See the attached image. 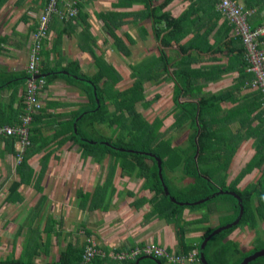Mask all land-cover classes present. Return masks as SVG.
I'll return each instance as SVG.
<instances>
[{
	"label": "crops",
	"instance_id": "1",
	"mask_svg": "<svg viewBox=\"0 0 264 264\" xmlns=\"http://www.w3.org/2000/svg\"><path fill=\"white\" fill-rule=\"evenodd\" d=\"M65 1L76 3V8L79 11L77 13L78 18L76 16L71 20H60L57 17H53L50 20L49 35L41 51L40 67L43 70H62L64 74H68L65 71L66 69L72 72L77 70V73L95 79L97 73H99L95 57L101 56L121 75L122 80L116 85V88L124 90L132 84L130 66L146 61V58L149 56L157 57L159 55L158 50L161 48L159 42L155 41L153 37L152 18H150L152 14H150V11H156L163 2L168 0ZM45 6L46 0H0V83L6 82V87H1L0 90V104L2 103V107H7V110L20 112L25 84L20 83L17 85L16 82L27 76L26 63L29 43L31 41L30 36L36 32L38 19L43 13ZM61 8L64 10L63 6ZM161 12L168 13L174 19L180 17L185 12L188 13L192 21L185 22V26L181 32L186 35L180 44H186L193 38L195 33H198L200 36L207 34L206 38L200 41L203 51H198L194 55L192 54L194 50L189 52L192 55L190 68L201 70L202 75L196 80L199 85H203L201 94H216L221 115L230 116L231 133H238L243 137L239 141L230 142L232 147L236 148V152L227 170L226 183L229 184L253 158L255 154L254 144L263 140L264 137V110L262 101L260 106L257 105L258 97L256 94L259 92L250 86L251 82H248V80L247 82L244 81L245 77L252 81L253 76L246 68L242 67L243 61L240 59L242 57L238 54L244 48L242 47V41L240 40V43L236 39L237 35L234 34V29L226 30L230 25H226V20L229 19L220 10L218 0H215V2L212 0H169ZM262 15L264 16V10ZM106 18H112V21L110 22ZM247 24L249 25L250 22L248 23L247 21ZM113 38L120 39L125 45L128 52L127 56H124L116 49ZM208 47L213 48L215 51L210 53L211 51ZM164 50L171 64L178 61L182 56L175 44ZM242 54H244V49ZM209 67L212 71L210 73L211 79L204 74ZM240 70L243 71V75H240ZM171 71L172 69H170ZM154 73V70H152L151 74ZM46 75L44 74V76ZM70 76L78 79L76 75ZM164 77L168 78V75L163 74L160 78ZM201 79H204L206 82ZM165 84L169 87V90L166 92L170 93L171 99L173 95V83L170 80L159 84L144 83L145 95L146 88L150 87L154 89L155 95L159 96L157 93L165 91V89H162V86ZM81 87V85L72 82L68 77H58L51 83L44 82L43 89L38 94V99L41 102L42 108L47 103H49L50 107L44 109L43 112L40 111L41 113L39 112L43 116V120L37 126L41 125L43 127V143L47 145L44 150L29 157L27 164L33 170L32 175L29 176L28 171H25L20 176V173L17 172L16 166L21 162L23 156L21 155L20 162H17L16 143L18 140L11 136L0 135V260L7 258L9 255H12L15 259L19 258L23 252V242L30 236L31 232L34 236L37 234L35 232H39L40 238L42 241H45L47 231L44 229L45 224L49 222V218L56 220L59 216L57 211L60 208V204L58 202L61 200L60 197L64 198L63 192L65 191V186L61 187L64 183L62 179H68L72 185H75V183L81 184V178L78 175L76 177V173L72 169H70L72 172L67 174L62 172L70 166L69 162L80 161L83 165L89 159L91 160V158L82 160L78 147L72 145V142L69 140L62 145L58 144L67 135L65 133L66 128L60 129L59 127V125L69 120L63 117L70 118L81 105L86 103V98L82 96ZM185 99L183 98L181 101H185ZM258 102L260 103V97ZM171 105L172 107L169 109L170 126L174 122L172 114L175 107L173 102ZM1 109L3 110V108ZM57 115H62V117L56 118L55 116ZM160 119L163 125L164 119ZM18 122L19 118L15 124ZM2 125L11 126L14 123L0 124V126ZM99 126L96 125L99 130L102 128L100 132L106 135V131L103 130L105 128ZM29 129H31V125ZM182 130L186 133V143L189 130L185 127ZM73 131L75 133L77 131L76 122L73 125ZM78 138L81 137L78 135ZM47 151L50 152L48 159L44 163L40 162L42 157L44 160V155ZM196 152L198 153V149H196ZM196 157L195 153L194 158ZM262 167L264 165L260 168H253L250 173L246 174L238 183V188L244 189L251 183L255 184L262 175ZM40 169L42 170L40 171ZM231 172L233 173V178L229 177ZM117 173L120 176L119 169H117L115 176ZM38 175H41L40 181H36ZM21 177H23L22 181ZM188 181L186 179L184 181L185 184ZM97 184H101L99 179L96 180L94 187ZM16 185L18 186L16 187ZM83 186L85 187L86 185L83 184ZM114 188L115 194H119L115 185ZM81 189L79 188V190ZM141 192L144 194L133 198L128 203L130 211H135L136 215L138 214L136 213L137 211L146 205L149 208V205L144 204L139 209H135L130 206V203L139 198L149 199L152 196L148 191L141 190ZM128 194L135 197L136 193L128 191ZM210 207L216 210V204L210 205ZM227 208L228 205L225 207V211ZM184 211H187L189 214L194 213L193 216L199 214L197 218H200L202 215V212L199 211ZM225 211L224 215L226 217L230 215V211ZM182 215L184 218L185 214ZM184 219L187 221L193 220ZM153 220L160 221L155 218ZM217 224L218 221L215 226ZM204 225L205 223L201 226L198 225L197 230L192 233L201 232L202 235L204 233ZM167 226L171 225L167 224ZM243 228L245 229L237 228L234 230L226 240L233 242L242 253H247L252 250L253 241H264V223L259 222L255 229H250L249 227ZM252 232H255V234L252 235ZM69 236L67 230L65 235L64 233L62 234V239H68ZM104 239L102 238L101 240L104 241L105 247L106 244L108 248L114 247L113 249L107 248V251L113 253H116V251L117 253L129 252L131 249L150 244L145 240L139 242L131 241L127 245L122 244V246H118V242L112 239V235L110 234L107 235L106 240ZM69 242L71 241L67 240L66 244ZM219 247L220 242H216L214 248L218 249ZM49 255L50 251H48L47 246L46 249H43V253L40 252L35 258L34 264L38 261H42L43 264L48 261H57L58 254L54 258L47 259ZM103 259L114 262L110 258L106 259L105 257ZM159 259L157 258V260ZM142 260L144 259L136 261L135 264H141ZM115 263L122 264V261L115 260ZM158 263L160 262L158 261Z\"/></svg>",
	"mask_w": 264,
	"mask_h": 264
},
{
	"label": "trees",
	"instance_id": "2",
	"mask_svg": "<svg viewBox=\"0 0 264 264\" xmlns=\"http://www.w3.org/2000/svg\"><path fill=\"white\" fill-rule=\"evenodd\" d=\"M48 1L49 0H46V5ZM168 1L163 2L156 11H150V14H152L150 18H152L153 37L155 41L159 42L161 48L158 50L159 55L157 57L149 56L146 58V61L131 65L130 77L132 79V84L124 90L116 88V85L122 80L121 75L101 56L95 57V62L99 69V73H97L95 79L77 73V70L72 72L66 69L65 71H67L68 74H64L62 70H43V68L40 67L39 74L41 77H44L46 83H51L58 77H68L72 82L82 86V96L86 98V103L81 105L70 118L63 117L69 120L59 125V127L60 129L66 128L65 133L67 134V139L62 138L58 144L62 145L69 140L72 142V145L78 147L79 155L82 160L91 158L94 163L101 165V167L103 160H106L107 163L106 166H103V169L107 171L104 183L97 184L92 192L77 190L76 195L79 196L77 208L80 212L88 211L93 213V211L95 212V210L98 209L102 211L109 209L108 198L115 194L113 178L117 169H119L121 176L127 175L135 179H142L141 190L148 191L152 196L149 199L139 198L131 202L130 206L139 209L142 205L148 204L149 211L144 216L146 220L155 218L163 220L168 225H174L178 249L175 251L176 255L173 254L183 257L184 259L192 251L197 250L199 252L200 244L206 236L211 234L218 227L232 223L239 214L237 201L227 194L218 195L202 203V205L195 203L217 192L218 189L236 193L241 198L243 205L244 215H242L241 221L239 220L238 225L231 227L232 229L230 228L229 231H227L228 229L226 231L223 230L222 233L212 236L210 238V240H212H209L210 242L208 241L204 248V256L208 264H240L245 257L264 248V241L255 240L252 250L247 253H242L233 242L226 240L234 230L241 226L255 229L259 222L264 223V167H262L263 171L261 177H259L255 184L251 183L244 189H239L237 186L240 180L246 174L250 173L253 168H260L264 165V137L263 140L254 144L255 154L253 158L246 164L240 173L227 184V170L236 151V148L232 147L230 142L239 141L243 139V137L235 133V131V134L231 133L230 116L221 115L216 94H201L203 85H199L196 81L198 77L202 75L201 70L190 68L192 55L189 54V52L194 50L195 52L192 51L194 55L196 52L198 53V51H203L200 41L206 38L207 34L205 36H200L198 33H195L193 38L186 44H180L186 35L181 32L185 26V22L192 20H190L187 12L176 19L171 18L168 13H162L161 11L167 5ZM212 1L215 2V0ZM234 1L241 6L243 13L247 12L246 20L248 23L250 22L248 25L250 32H254L256 29L264 26V16L262 15L264 0ZM106 19L110 22L112 21V18ZM227 24H230L229 27H227L228 29H226L227 31L229 29H234L230 20H226V25ZM233 32L235 34V31ZM113 39L116 49L124 56H127V49L121 40H117L116 38ZM236 39L242 41L241 35H237ZM256 40L264 47V35L258 36ZM173 44L177 46L182 56L178 61L171 64L164 49L172 47ZM242 47H244V45ZM208 48L211 51L210 53L215 51L211 47ZM243 49L244 54H242ZM243 49L238 52V54L242 57L240 58L243 61L242 67L247 70L245 48ZM40 55H42V53ZM170 69H172L171 72ZM152 70H154V74H151ZM211 72V68L209 67L204 74L211 79ZM242 72L243 71L240 70V75H243ZM44 74L47 75L44 76ZM163 74L168 75V78H160ZM70 75H76L78 79H74ZM24 77L27 78V76ZM25 78H22V80L20 79L21 81L18 80L16 84L23 83L24 85V81H26ZM168 80H171L173 83L172 102L175 106L172 114L174 122L171 124L169 130L178 131L182 130L183 127L189 130L187 141L182 147L177 145L173 146L171 139L162 136L160 132V128L162 127L161 119L157 118L152 122H148L143 114L137 111L138 106L146 110L150 107L151 101L159 99L158 95H155L150 101L146 99L143 87L144 83L150 82L159 84ZM247 80L251 82V79L245 77L244 81L247 82ZM202 81L206 82L204 79ZM5 84L6 82L0 83V90L1 87H6ZM256 95L258 97L257 105L260 106L261 101L263 104L261 93L259 92ZM259 97L260 103L258 102ZM183 98H186L185 101H181ZM96 100L98 102H96ZM21 103L20 112L16 110H7V107H2L1 103L0 124H15L23 113L24 98H22ZM48 107H50L49 103H47L44 108L40 109V111L43 112V110ZM1 108H3V110ZM39 112L36 113L37 115H33V122L29 132L30 143L29 146L25 148V150L28 151H24L25 154L23 153L21 162L16 166L20 176H22L25 171H28L29 176L33 174V170L28 166L27 161L31 155L44 150L47 145L43 143V127L41 125L37 126L38 123L43 120V116L40 114L41 112ZM55 117L59 118L62 117V115H57ZM75 122L76 133L73 131ZM96 125L110 128L112 130L111 134H102L100 132L102 128L99 130ZM60 129H58V131H60ZM78 134L81 138H78ZM196 149H198V153L197 157L194 158ZM131 150L133 152H131ZM147 153L155 155L162 161V182L158 176L156 161L147 155ZM49 154L50 152L47 151L44 155V160L42 157L40 162L42 161V163H44L48 159ZM41 170L42 169H40V171ZM176 172H178L177 177L174 175ZM170 174H172L171 177ZM40 179L41 175H38L36 181H40ZM176 179L178 181H185L188 179L189 181L187 184L179 187L173 182V180ZM22 180L23 177H21V181ZM164 184L168 187L167 190L169 189L170 196L174 198L176 202L182 203V205L178 206L176 202H171L170 199L165 196L163 187L166 186ZM17 186L18 185H16V187ZM105 199H108V201H104ZM103 202L105 204H103ZM215 204L216 210L220 207L221 209H219V211L223 210V212L228 205L225 212L230 211V215L227 217L224 216L219 220L218 225L214 228L207 227L204 233L199 237L198 242L188 240L187 234L196 231L197 226H201L206 223V221H202V218L187 221L182 216L183 211L188 210L190 212H195L207 209L204 211L211 215L216 210H213L210 205ZM44 229L47 230V242L44 244L46 248L50 235H55L57 239L62 234V231L61 228L56 229V220L52 218H49V222L45 224ZM35 233L37 234L34 236L31 232L30 236L24 240L23 252L19 259H15L12 255H9L7 258L0 260V264H34L35 258L40 252L43 253V249H45L43 248V241L40 238V233ZM85 234L89 237L90 232L86 231ZM216 242H220V247L218 249L214 248ZM86 245H89L86 240L82 244L77 242L68 243L64 249L59 251L57 261H48L45 264H79ZM152 245L155 246V244ZM156 246L162 248L160 245ZM94 249H96V251L101 249V251L105 250L109 252L107 248H102L96 243L94 244ZM165 250L171 254L168 249ZM195 257L192 263L201 264L198 259L199 255L197 254L198 258ZM158 261L161 264H165L162 259ZM107 263L117 264L112 261H107L99 255H95L94 259L91 260L89 264ZM133 263L132 260L122 261V264ZM148 263L150 262L145 260L141 264ZM248 264H264V258H257L255 261L253 260V262L251 261Z\"/></svg>",
	"mask_w": 264,
	"mask_h": 264
},
{
	"label": "rangeland",
	"instance_id": "3",
	"mask_svg": "<svg viewBox=\"0 0 264 264\" xmlns=\"http://www.w3.org/2000/svg\"><path fill=\"white\" fill-rule=\"evenodd\" d=\"M31 42L32 41H30L29 46H31ZM26 67H28V62L26 63ZM162 89H165V91H160L159 93H157L159 94L160 99L151 101L152 103L150 107L146 110L138 106L137 111L141 112L148 122H152L157 118H163V125L160 128L162 136L171 139L173 146L177 145L182 147L185 144L186 133L183 130H169V109L170 107H172V97L170 99V93L166 92L169 90L167 84L163 85ZM146 90V99L150 101L155 95L154 89H151L149 87L146 88ZM103 130L106 131L107 135H110L112 131L110 128H105ZM18 148L19 144L16 143V150ZM106 164V160H103L101 167V165L94 163L92 159H89L83 165L80 161H75L72 163L69 162L70 166L62 172L67 174L73 171L74 173H76V177L78 175L81 178V184L79 185V183H75V185H72L68 179H62L64 183L61 187L65 186V191L63 192L64 198L60 197L61 200L58 202V204H60V208L57 211L59 216L56 218V229L61 228L62 234L64 233V235L68 230V234L70 236L68 239H62L61 234L56 239L55 235H50L48 240V251H50V255L47 259L56 257L61 250V247L67 245V240L71 241L69 243L77 242L79 244H82L86 240V238H91V240H93L100 247L108 248V245L106 244L105 247L104 241L101 240L102 238H105L104 240H106L108 234L112 235V239H115L118 242V246H122V244L127 245V243H131V241L139 242L146 240L150 244L160 245L162 248L168 249L171 253L175 254L178 246L175 237L176 230L174 225L167 226V224H165L163 221H156L153 220V218L146 220L144 216L149 210L147 205L144 206L141 210L137 211V215L135 214V211H130L129 209V201H132L133 198H137L140 195L144 194L140 190L143 182L142 179H135L127 175H120V177L117 173V175L113 178V186L115 185L117 187L116 190L119 192V194L116 193L115 195H112V197H110L111 200L110 198H108L109 209L106 211L98 209L95 210V212L93 211V213H90L88 211L80 212V210L77 208V204L79 202V196L76 195L77 190H79V188H82V192L87 190L92 192L96 187H94V185L97 179L101 181V184L104 183V180L107 176V171L103 169V166H106ZM70 169H72V171ZM174 175L177 177L178 172L174 173ZM171 176L172 174H170V177ZM229 177L233 178L232 172L230 173ZM173 182L179 187L185 185L184 181H178L177 179L173 180ZM83 184H85L86 186L84 187ZM128 191L135 192V197L134 195H129ZM150 195L152 194L150 193ZM108 199H105L104 201H108ZM103 204L105 203L103 202ZM219 209L221 208L218 207L215 213H212L211 215L207 214V212L204 211L207 209L199 211L202 212V215L200 216V218H202V221H206L205 225L203 226L204 231L207 227H214L216 225V222L218 221L219 223V220H221L225 216L223 210L219 211ZM183 214H185L184 218L186 219H194L199 215L197 214V216H193L194 213L189 214L187 213V211H184ZM243 227L247 228V226H241L240 229H245ZM86 231L90 232L89 237L86 236ZM251 234L254 235L255 232H252ZM200 235L201 232H191L187 234V238L188 240L198 242ZM44 242H47V239H45V241L43 240V243ZM253 243L254 241L252 242V245ZM43 248H45L44 245ZM113 248L114 247L111 246L108 249ZM106 259L109 258L106 257ZM35 264L43 263L42 261H38Z\"/></svg>",
	"mask_w": 264,
	"mask_h": 264
},
{
	"label": "built area",
	"instance_id": "4",
	"mask_svg": "<svg viewBox=\"0 0 264 264\" xmlns=\"http://www.w3.org/2000/svg\"><path fill=\"white\" fill-rule=\"evenodd\" d=\"M220 10L232 22L235 34L241 35L242 44L245 48V60L247 63V71L252 73L254 79L251 86L261 93L264 110V47L257 41L258 36L264 35V26L250 32L246 20V13L242 12V8L234 0H218ZM64 7V10L61 8ZM78 10L75 2L65 0H49L44 8L43 13L38 19L36 32L31 36V46L28 50V67H26L27 78L25 81L24 110L19 117L17 124L0 126V135L11 136L18 140L19 148L17 149V162H20L25 148L29 146V132L32 117L42 108L41 102L38 99L40 90L43 89L44 79L39 74L41 51L44 42L49 35V24L53 17L60 20H71L77 16ZM26 104V105H25ZM86 242L89 245L84 247L79 264H89L94 259L95 255L101 258L109 257L117 261L135 260L139 256H153L160 258L168 264H191L193 258L197 255V250L192 251L186 258L175 256L173 253H168L164 248L147 244L139 248L130 250L129 252L113 253L94 249V241L87 238Z\"/></svg>",
	"mask_w": 264,
	"mask_h": 264
},
{
	"label": "water",
	"instance_id": "5",
	"mask_svg": "<svg viewBox=\"0 0 264 264\" xmlns=\"http://www.w3.org/2000/svg\"><path fill=\"white\" fill-rule=\"evenodd\" d=\"M96 102H98V101L96 100ZM97 108H98V106H97ZM131 152H133V151L131 150ZM147 155H149L150 157H152L156 161L157 167H158V176H159L160 181L162 182L163 180H162V174H161V171H162L161 160L159 158H157L155 155L151 154V153H147ZM196 156H197V152H196ZM163 190H164L165 196L167 198H169L171 202H176L175 199L170 196V194H169V192H168L166 187H163ZM223 194H227L229 196H232V197H234L237 200L238 206H239V214H238L237 218L232 223L217 228L211 234H209L208 236H206L203 239V241H202V243L200 244V247H199V260H200L201 264H208L206 259H205V256H204V248H205L207 242L210 240V238L212 236H214V235L219 234L223 230L230 229L231 227L237 225L239 220L241 219V217L243 215L242 201H241L240 197L236 193H234L232 191H223V190L219 189L217 192L213 193L210 196H207L206 198L196 202L195 204L204 203V202H206V201H208V200H210V199H212V198H214V197H216L218 195H223ZM176 204L182 205V203H178V202H176ZM146 257L147 256H144L143 258L138 259L137 262L139 260H141V259L146 258ZM261 257H264V249H261V250L255 252V253L245 257L240 264H248L249 262H251V261H253V260L257 259V258H261ZM158 264H161V263H158Z\"/></svg>",
	"mask_w": 264,
	"mask_h": 264
},
{
	"label": "bare ground",
	"instance_id": "6",
	"mask_svg": "<svg viewBox=\"0 0 264 264\" xmlns=\"http://www.w3.org/2000/svg\"><path fill=\"white\" fill-rule=\"evenodd\" d=\"M73 1H74V0H73ZM78 9H79V8H78ZM78 12H79V11H78ZM77 18H78V16H77ZM263 41H264V40H263ZM251 82H252V81H251ZM87 83H88V82H87ZM94 86H95V85H94ZM96 111H98V110H96ZM92 113H93V112H92ZM86 114H87V113H86ZM82 116H83V115H82ZM76 132H77V131H76ZM78 135H79V134H78ZM92 142H93V141H92ZM94 142H95V141H94ZM96 145H97V144H96ZM122 151H123V150H122ZM135 152H136V151H135ZM135 154H136V153H135ZM141 154H142V153H141ZM148 157H149V156H148ZM157 158H158V157H157ZM161 162H162V161H161ZM162 166H163V165H162ZM163 173H164V172H163ZM163 176H164V175H163ZM163 179H164V178H163ZM164 183H165V182H164ZM165 184H166V183H165ZM165 184H164V185H165ZM165 186H166V185H165ZM166 188H168V187L166 186ZM168 192H170L169 189H168ZM224 196H227V195H224ZM224 196H223V197H224ZM235 200H236V199H235ZM204 203H205V202H204ZM177 205H178V204H177ZM193 205H195V204H193ZM201 205H202V203H201ZM178 206H179V205H178ZM196 206H198V205H196ZM193 207H194V206H193ZM190 208H191V207H190ZM244 208H245V207H244ZM243 215H244V214H243ZM242 217H243V216H242ZM240 221H241V220H240ZM237 225H238V224H237ZM233 227H235V226H233ZM231 229H232V228H231ZM229 230H230V229H228L227 231H229ZM225 231H226V230H225ZM225 231H224V232H225ZM220 233H222V232H220ZM220 233H219V234H220ZM213 238H214V237H213ZM211 240H212V239H211ZM211 240H210V241H211ZM210 241H209V242H210ZM95 250H96V249H95ZM97 250H98V249H97ZM100 250H101V249H100ZM131 250H132V249H131ZM104 251H105V250H104ZM114 252H115V250H114ZM116 253H117V251H116ZM118 253H119V252H118ZM197 254H198V253H197ZM175 255H176V254H175ZM204 255H205V254H204ZM151 257H152V256H151ZM196 257H197V256H196ZM196 257H195V258H196ZM197 258H198V257H197ZM205 258H206V257H205ZM261 258H264V257H261ZM198 259H199V258H198ZM258 259H260V258H258ZM110 260H111V259H110ZM130 261H131V260H130ZM199 261H200V260H199ZM254 261H255V260H254ZM114 262H115V260H114ZM132 262H135V261L132 260ZM194 262H195V261H194ZM252 262H253V261H252Z\"/></svg>",
	"mask_w": 264,
	"mask_h": 264
},
{
	"label": "flooded vegetation",
	"instance_id": "7",
	"mask_svg": "<svg viewBox=\"0 0 264 264\" xmlns=\"http://www.w3.org/2000/svg\"><path fill=\"white\" fill-rule=\"evenodd\" d=\"M140 258V257H139ZM139 258H137V260L139 259ZM137 260H135V262L137 261ZM149 261L150 262V264H157L158 263V260H157V258H154V257H151V256H147V258H144V260H142V261ZM141 261V262H142ZM135 262L133 263V264H135ZM139 264V263H138ZM166 264V263H165Z\"/></svg>",
	"mask_w": 264,
	"mask_h": 264
}]
</instances>
